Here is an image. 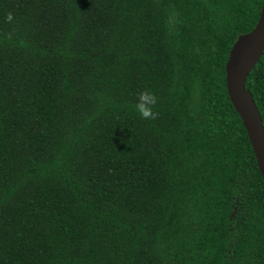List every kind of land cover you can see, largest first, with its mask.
Returning a JSON list of instances; mask_svg holds the SVG:
<instances>
[{"label": "trees", "instance_id": "1", "mask_svg": "<svg viewBox=\"0 0 264 264\" xmlns=\"http://www.w3.org/2000/svg\"><path fill=\"white\" fill-rule=\"evenodd\" d=\"M261 5L0 0V264H264L225 81ZM245 87L264 129V51Z\"/></svg>", "mask_w": 264, "mask_h": 264}, {"label": "water", "instance_id": "2", "mask_svg": "<svg viewBox=\"0 0 264 264\" xmlns=\"http://www.w3.org/2000/svg\"><path fill=\"white\" fill-rule=\"evenodd\" d=\"M264 51V0L254 28L237 37L225 64L226 92L250 142L264 184V129L253 98L245 87L248 74Z\"/></svg>", "mask_w": 264, "mask_h": 264}, {"label": "clouds", "instance_id": "3", "mask_svg": "<svg viewBox=\"0 0 264 264\" xmlns=\"http://www.w3.org/2000/svg\"><path fill=\"white\" fill-rule=\"evenodd\" d=\"M11 20V14L6 17ZM157 103V97L150 90H142L137 94L136 101L133 105L134 111L143 120H150L156 117L153 106Z\"/></svg>", "mask_w": 264, "mask_h": 264}]
</instances>
